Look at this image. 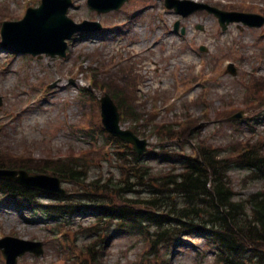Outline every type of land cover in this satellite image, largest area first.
<instances>
[{"label": "rangeland", "instance_id": "rangeland-1", "mask_svg": "<svg viewBox=\"0 0 264 264\" xmlns=\"http://www.w3.org/2000/svg\"><path fill=\"white\" fill-rule=\"evenodd\" d=\"M166 1L128 0L98 16L88 0H72L68 16L75 23L99 22L102 29L74 34L65 58L20 54L0 45L1 160L31 166L91 155L96 159L90 162V177H123L111 156L118 145L102 132L100 98L106 91L97 87L116 83L139 99L136 118L142 120L134 126L149 142L145 160L154 172H168L171 164L168 155L161 159L150 153L167 148L193 155L206 145L234 161L229 175L240 197L264 189L262 176L252 178L255 173L235 161L246 149L264 156V25L236 22L223 30L215 15L199 11L182 17ZM192 1L264 17V0ZM40 4L0 0V44L2 24L22 19L29 7ZM229 63L235 76L227 71ZM92 79L98 84L85 92ZM241 111L243 117L233 120ZM179 123V138L166 137L164 126L178 129ZM122 126L132 128L131 120ZM64 187L69 195L79 190L68 183ZM32 203L11 202L0 193V239L42 243V255L25 253L17 264H217L216 250L199 234L165 241L152 228L139 233L127 223L119 232L116 221L95 226L94 212L58 223L36 206L55 204L49 195L39 193ZM0 264H6L1 251Z\"/></svg>", "mask_w": 264, "mask_h": 264}, {"label": "trees", "instance_id": "trees-1", "mask_svg": "<svg viewBox=\"0 0 264 264\" xmlns=\"http://www.w3.org/2000/svg\"><path fill=\"white\" fill-rule=\"evenodd\" d=\"M107 91L116 101L124 121L131 120V129L139 135L134 125L142 119L136 118L135 93L116 83L107 86ZM178 126V129L164 126V133L177 138L176 134L183 130V125ZM112 139L118 145L111 156L123 174L120 179L114 175L105 179L90 177V162L96 159L91 155L31 166L15 165L0 158V169L49 174L76 185L79 190L74 194L51 196L55 204L37 205L58 223L65 217L90 211L96 213L95 226L117 221L121 227L127 223L139 233L151 227L165 241L183 232L202 234L215 248L217 264H264V189L240 197L229 175L234 161L221 158L214 148L203 145L198 147L195 156L170 153L168 158L174 166L168 172L156 173L130 145ZM237 156V166L253 171L252 178H264L261 152L246 149ZM0 193L8 195L13 202L22 200L31 204L38 195L3 180H0Z\"/></svg>", "mask_w": 264, "mask_h": 264}, {"label": "water", "instance_id": "water-1", "mask_svg": "<svg viewBox=\"0 0 264 264\" xmlns=\"http://www.w3.org/2000/svg\"><path fill=\"white\" fill-rule=\"evenodd\" d=\"M127 0H89L90 7L97 11L98 15L120 9ZM169 8L184 16L198 10L208 9L219 17L224 29L233 21H243L251 26H262L264 19L256 17L260 22L255 23L249 20L250 15H231L212 9L206 5L196 4L191 1L167 0ZM71 7V0H43L39 8H30L26 18L19 22H5L2 27L3 45L16 50L19 53L40 56L46 54L52 58L56 56L65 57L67 51V40L79 31L100 29L94 23L85 22L76 24L68 16V9ZM232 16L226 19L228 16ZM93 26L94 28H88ZM235 74V71L232 72ZM2 100L0 99V107ZM102 122L105 129L113 136L122 141L132 144L138 155H143L147 149V141L141 140L131 130H123L120 121L121 116L118 107L106 94L101 99ZM242 114L234 116L239 119ZM0 179H6L19 183L29 190H38L44 193L64 195L66 191L61 186V179L46 175L30 176L24 171H3L0 170ZM2 250L7 264H17L18 257L26 252H32L36 256L43 254L42 243L21 240L13 237H6L0 240Z\"/></svg>", "mask_w": 264, "mask_h": 264}, {"label": "bare ground", "instance_id": "bare-ground-1", "mask_svg": "<svg viewBox=\"0 0 264 264\" xmlns=\"http://www.w3.org/2000/svg\"><path fill=\"white\" fill-rule=\"evenodd\" d=\"M170 43V42H169ZM172 45V44H171ZM132 46L130 45V46H128V48H131ZM138 51H140V49H137ZM148 50H150V49H148ZM192 59V57L191 56H188V58H187V60L188 61H190Z\"/></svg>", "mask_w": 264, "mask_h": 264}]
</instances>
